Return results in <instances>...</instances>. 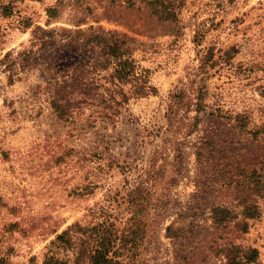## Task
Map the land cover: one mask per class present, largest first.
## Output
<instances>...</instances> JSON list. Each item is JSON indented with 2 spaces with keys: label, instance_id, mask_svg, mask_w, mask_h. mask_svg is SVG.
Here are the masks:
<instances>
[{
  "label": "rangeland",
  "instance_id": "rangeland-1",
  "mask_svg": "<svg viewBox=\"0 0 264 264\" xmlns=\"http://www.w3.org/2000/svg\"><path fill=\"white\" fill-rule=\"evenodd\" d=\"M128 1L134 2L60 0L56 18L49 19L46 9L58 0H0V256L28 264L29 257L40 256L55 227L87 221L107 190L121 191L139 178L165 179L171 152L160 137L167 95L186 80L195 51L214 41L233 47L232 57L195 85L205 92V116L181 139L184 171L162 195V217L148 242L149 264H225L222 249L229 245L255 248L257 255L246 264H264V192L253 196L258 214L244 220V230L240 222L213 226L209 211L213 203L236 204L232 185L241 178L235 168L254 170L264 180V134L252 137L215 115L219 109L244 113L248 127L264 125V0H182L175 26ZM22 18L29 19V28L21 27ZM33 25L51 32L52 43L41 51L33 46L35 60L22 63L18 53L28 46ZM88 27L128 38L155 92L130 99L112 123L90 122L87 110L62 123L35 86L45 80L48 64L72 61L60 46L59 39L69 37L63 30L85 33ZM198 29L205 35L195 45ZM207 139L213 150L205 147ZM108 158L118 167L108 168ZM112 208L123 215V206Z\"/></svg>",
  "mask_w": 264,
  "mask_h": 264
},
{
  "label": "trees",
  "instance_id": "trees-1",
  "mask_svg": "<svg viewBox=\"0 0 264 264\" xmlns=\"http://www.w3.org/2000/svg\"><path fill=\"white\" fill-rule=\"evenodd\" d=\"M58 1L56 5L46 9L49 19L56 18L60 4V0ZM135 1L145 9L148 16L161 24L175 26L180 22L182 0ZM134 2L128 1V4L132 6ZM22 19L21 27L29 28V19ZM63 31L69 37H61L59 40L63 41L60 46L72 55V61L61 67L48 64L45 80L35 86L43 95L55 120L66 123L74 115L87 110L90 122L112 123L130 99L154 94L155 87L149 84L147 78L148 69L138 65L133 55L134 45L123 34L110 29L96 31L91 27L85 33L80 29ZM51 35V32L39 25H33L29 30L28 46L18 53L20 61L27 63L35 60L32 55L33 46L43 50L52 43ZM54 35L53 30V44ZM204 35V29L194 31L192 41L195 45H199ZM232 48L217 47L212 41L206 47L197 49L195 65L185 71L186 80L169 91L163 114V136L160 139L162 146L171 152V158L168 174L165 179L162 178L163 181H158L162 183L158 187L160 190L156 179L151 176L132 181L121 191L107 190L103 202L90 211L87 221L76 219L59 231L55 227L52 239L44 246L40 256L29 257L28 264H149L153 256L148 249V242L156 234L158 221L162 217V195L184 171L181 139L195 130L205 116V92L195 85L201 82L202 75L208 69L226 64L232 57ZM191 110L195 112L194 115H189ZM216 112L215 115L228 119L231 127L249 133L252 137L264 134V125L258 128L247 126L244 113L232 114L222 109ZM204 145L208 150H213L211 139L205 140ZM113 164H117L115 159L108 158L105 165L109 168ZM234 170L235 175H240L241 178L232 185L237 193L236 204H211L210 219L213 226L219 228L240 222V228L244 230L247 227L244 220L258 214L253 196L264 192V180L254 170L239 167ZM230 183L228 181V185ZM112 203L123 206V215L113 214ZM169 234L170 225H167L165 235ZM222 250L225 264H246L252 262L257 255L256 249L252 247L241 249L229 245ZM0 264L10 263L0 256Z\"/></svg>",
  "mask_w": 264,
  "mask_h": 264
}]
</instances>
